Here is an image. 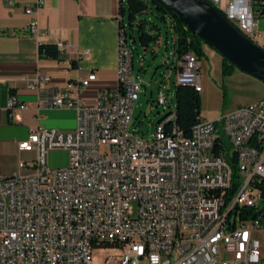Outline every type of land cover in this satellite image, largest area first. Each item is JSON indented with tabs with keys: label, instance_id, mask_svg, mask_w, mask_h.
<instances>
[{
	"label": "built area",
	"instance_id": "obj_1",
	"mask_svg": "<svg viewBox=\"0 0 264 264\" xmlns=\"http://www.w3.org/2000/svg\"><path fill=\"white\" fill-rule=\"evenodd\" d=\"M34 2L39 8L44 0ZM209 2L257 44L264 0H233L222 10L219 0ZM119 19L117 87L84 104L78 95L95 81L90 73L41 101L49 108L74 107L75 129L29 128L17 148L34 158L0 176V264H94L102 250L109 254L101 264H264L258 239L264 232V99L215 121L200 118L193 126L197 140L189 141L159 93L157 106L168 107L154 137H136L129 125L143 83L132 76V49ZM27 30L38 41L45 34L34 21ZM54 46L61 57L68 49L61 42ZM198 61L191 51L181 55L176 84L191 83L200 93ZM49 81L36 73L27 86L35 90ZM6 109L20 124L28 107L11 94ZM54 150L67 153L64 167L48 166ZM232 165L239 176L234 194ZM214 175H224V183L213 184ZM246 210L262 212L244 219Z\"/></svg>",
	"mask_w": 264,
	"mask_h": 264
},
{
	"label": "crops",
	"instance_id": "obj_2",
	"mask_svg": "<svg viewBox=\"0 0 264 264\" xmlns=\"http://www.w3.org/2000/svg\"><path fill=\"white\" fill-rule=\"evenodd\" d=\"M232 1L219 0L217 8L225 9ZM123 2L44 0L43 5L37 8L34 0H0V176L13 175L19 171L20 162L34 158L33 153L19 152L17 148L27 138L29 128L42 127L60 133L75 129L74 107L49 108L41 105V101L53 92L63 93L68 83L78 82L90 73H95V81L78 95L84 104L93 105L100 91L117 87V37L119 18L122 19L125 12ZM27 9L32 12L27 14ZM31 21L36 23L40 33H45L39 41L28 33ZM169 24L165 23V27L174 47L175 38ZM154 36H157V41L162 37L160 32ZM57 42L68 47L61 60L39 56L40 45H55ZM83 51L89 52L85 58L79 57ZM173 57L177 72V57L175 54ZM36 73L48 76L50 81L47 86L31 90L27 82ZM11 94L28 107L21 114L20 124L9 118L6 109ZM58 154L67 156L65 151L58 150L48 154V166L52 169L60 168L56 165Z\"/></svg>",
	"mask_w": 264,
	"mask_h": 264
},
{
	"label": "rangeland",
	"instance_id": "obj_3",
	"mask_svg": "<svg viewBox=\"0 0 264 264\" xmlns=\"http://www.w3.org/2000/svg\"><path fill=\"white\" fill-rule=\"evenodd\" d=\"M127 1L123 2L125 12L122 20L126 28L128 45L132 49V76L136 83H143L139 99L134 104L129 130L136 137L148 140L154 137L157 123L162 119L165 108L168 107L167 105L157 106L159 93L164 94L171 106L175 108L174 88L177 74L173 66L174 47L165 23L156 18L150 3L144 2L146 9L140 13H134L133 19L129 20L130 10ZM139 24H142V30L147 34L160 32L161 39L143 48L139 41ZM257 33V44L264 49V18L258 22ZM166 38H168L167 43ZM166 44L168 50H166ZM204 50L205 57L198 61L203 89L200 96L202 120L215 121L224 114L264 99V82L237 69L231 76H224L221 56L207 45H204ZM66 164L67 156L58 154L57 167H63ZM50 166L52 167L51 164ZM258 239L264 257V232L258 234ZM108 254V250L96 252L93 255L94 264H101Z\"/></svg>",
	"mask_w": 264,
	"mask_h": 264
},
{
	"label": "trees",
	"instance_id": "obj_4",
	"mask_svg": "<svg viewBox=\"0 0 264 264\" xmlns=\"http://www.w3.org/2000/svg\"><path fill=\"white\" fill-rule=\"evenodd\" d=\"M207 1V0H206ZM128 6L130 10L129 20L133 19L134 13H140L146 9L147 2L136 1V0H128ZM210 3L209 1H207ZM148 3L153 7L154 14L157 19L160 21L167 23L169 22V26L172 30V34L174 35V54L177 57V63L181 55L184 52L191 51L198 60H201L205 57V53L203 50V46L205 45L198 37L193 35L186 26L176 17V15L162 4L159 0H149ZM124 12L121 7V13ZM139 41L143 48H146L149 43L155 42L157 40V36H154L153 32L151 34L145 33L142 28V24H139ZM134 42V41H133ZM212 49V48H211ZM39 56L46 59L53 60H61L62 57L59 55L54 45H41L39 46ZM176 68L179 69L177 65ZM236 68L230 65L225 59H222V74L224 76H231L234 73ZM179 71V70H178ZM176 72V74L178 73ZM174 96H175V124L180 129L186 137H192L193 131L196 127H193L200 119V111H201V97L200 93L196 92L192 86L189 85H178L175 83L174 88ZM161 121V120H160ZM158 121V122H160ZM214 154L216 155V149L214 150ZM232 189L230 194H234L236 187L239 183V176L236 171V167L232 165ZM213 183H224V180L221 181H213ZM262 201L264 202V181H262L259 186ZM262 211L254 212L253 210H246L244 212V219H254L261 213ZM264 217V215H263Z\"/></svg>",
	"mask_w": 264,
	"mask_h": 264
},
{
	"label": "water",
	"instance_id": "obj_5",
	"mask_svg": "<svg viewBox=\"0 0 264 264\" xmlns=\"http://www.w3.org/2000/svg\"><path fill=\"white\" fill-rule=\"evenodd\" d=\"M186 28L222 59L244 74L264 82V49L236 30L206 0H159Z\"/></svg>",
	"mask_w": 264,
	"mask_h": 264
},
{
	"label": "bare ground",
	"instance_id": "obj_6",
	"mask_svg": "<svg viewBox=\"0 0 264 264\" xmlns=\"http://www.w3.org/2000/svg\"><path fill=\"white\" fill-rule=\"evenodd\" d=\"M220 13L227 20V14L224 11L220 12ZM182 85L192 86L191 83H182ZM196 140H197V132H196V128H195L193 131L192 137L191 138L189 137V141H196ZM215 149H216V147H209V155H215L214 154ZM221 180H224V175H214L213 176V181H221ZM213 184H222V183H213Z\"/></svg>",
	"mask_w": 264,
	"mask_h": 264
}]
</instances>
